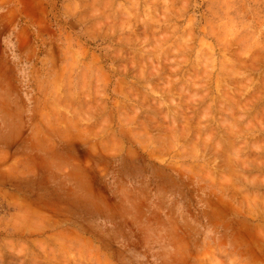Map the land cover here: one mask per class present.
I'll use <instances>...</instances> for the list:
<instances>
[{
    "label": "rangeland",
    "instance_id": "1",
    "mask_svg": "<svg viewBox=\"0 0 264 264\" xmlns=\"http://www.w3.org/2000/svg\"><path fill=\"white\" fill-rule=\"evenodd\" d=\"M0 264H264V0H0Z\"/></svg>",
    "mask_w": 264,
    "mask_h": 264
}]
</instances>
